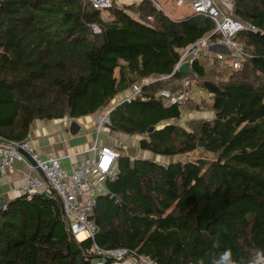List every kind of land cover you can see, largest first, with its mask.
<instances>
[{
  "label": "trees",
  "instance_id": "obj_1",
  "mask_svg": "<svg viewBox=\"0 0 264 264\" xmlns=\"http://www.w3.org/2000/svg\"><path fill=\"white\" fill-rule=\"evenodd\" d=\"M105 12L107 18L88 0H0V139L25 140L35 119L106 109L123 89L157 78L117 102L104 126L140 136L141 149L170 160L119 152L116 177L104 182L118 203L98 194L93 238L70 234L53 193L5 202L0 264H93L87 249L94 244L159 264L243 263L263 255L264 0H233L232 15L259 29L234 35L246 52L239 67L229 54H201L188 73L174 70L180 48L219 35L209 17L172 19L152 0ZM184 77L208 102L196 104L190 94L184 106L164 103L159 91L177 89ZM184 108L213 116L180 123ZM192 152L197 156L188 158Z\"/></svg>",
  "mask_w": 264,
  "mask_h": 264
},
{
  "label": "built area",
  "instance_id": "obj_2",
  "mask_svg": "<svg viewBox=\"0 0 264 264\" xmlns=\"http://www.w3.org/2000/svg\"><path fill=\"white\" fill-rule=\"evenodd\" d=\"M152 1L155 7L159 9L158 4L154 0ZM88 2L92 7L99 9L101 13L113 5L122 6V3L118 0H88ZM175 2L178 5L188 3L192 13L209 17L214 23L212 32L219 35L213 38L206 35L194 43L180 48L179 58L174 70H178L179 65L183 62H187L190 69L194 60L201 54H209L208 58L210 60L213 59V56L223 58L226 54H229L231 57L229 64L234 68L239 67L246 52L242 44L233 40L234 35L244 30L256 32L259 29L253 23L232 15L233 0H176ZM148 18L152 19L151 16H148ZM90 27L94 33L101 31L96 23H90ZM170 75L165 74L161 77ZM156 79H144L139 84H133L130 93L123 99L130 100L140 93L142 84H149ZM190 89L191 80L189 77H184L180 87L174 90L162 88L159 94L166 105L175 104L180 107L186 103ZM111 109L106 111L105 116L100 117L97 131L108 121V112ZM21 151L29 154L35 164L30 163ZM87 151H93L94 156L73 164L71 169L67 171L62 166L60 157L52 155L43 157L39 155L28 140L0 143V170H11L14 160L24 161L32 169H35L36 166L39 167L45 174L47 181L38 172L28 176L20 188L22 195L30 200L35 193L43 192L48 185L60 202L68 231L77 241L84 238H93L94 236L96 224L92 214L97 196L102 192V184L106 180H113L116 177V161L119 156V152L109 146L98 147L96 141ZM0 207H5V204ZM87 252L96 255L93 264H105L106 258L121 260L125 256L131 257L136 264H159L149 255H138L126 248L104 250L94 244L87 249ZM226 264H264V254L243 263L231 261Z\"/></svg>",
  "mask_w": 264,
  "mask_h": 264
},
{
  "label": "crops",
  "instance_id": "obj_3",
  "mask_svg": "<svg viewBox=\"0 0 264 264\" xmlns=\"http://www.w3.org/2000/svg\"><path fill=\"white\" fill-rule=\"evenodd\" d=\"M156 3L158 4L159 9L163 10L162 6L158 2ZM164 12L170 18L177 19L171 17L166 11ZM104 13L105 12H102V16L107 15ZM130 89L131 87L123 89L115 96V102L113 104L109 103L106 109H102L94 113L77 118L66 116L58 119H35L30 126L25 140H28L38 151L39 155L43 157L50 155L60 157L61 164L67 171L71 169L73 164L90 159L94 156L93 151L87 150L95 141L98 147L103 145L109 146L113 150L123 152V154L128 155L131 159H152L150 157L152 154L155 156L153 158L154 161L166 163L170 160L169 157L154 154L151 151L141 149L138 145L140 139V136L138 135L133 134L127 136L122 134L125 139H121L116 136V133L118 132L109 130L104 126V124L98 131L96 130L100 117L105 116L108 109L112 108L117 102L121 101L122 98L126 97L130 93ZM102 111L105 112L103 115L100 113ZM203 112H207V114L203 113L207 118L213 116V111L209 109H207V111L204 110ZM72 120H75L78 125L77 132L74 134H71L68 129ZM134 139L136 140V148L130 152L124 145H132L134 143ZM7 142L8 141L6 140L0 139V143ZM35 173H37L36 169H32L26 162L21 160H14L11 170H0V199L4 200V204H6L5 202L9 200L21 196L22 193L20 188L22 184L25 183L28 176ZM101 188V193L103 195L105 192H108L105 188V183L102 184ZM43 191L54 194L48 185ZM105 264H136V262L131 257L125 256L121 260L112 258L107 260L106 258Z\"/></svg>",
  "mask_w": 264,
  "mask_h": 264
},
{
  "label": "rangeland",
  "instance_id": "obj_4",
  "mask_svg": "<svg viewBox=\"0 0 264 264\" xmlns=\"http://www.w3.org/2000/svg\"><path fill=\"white\" fill-rule=\"evenodd\" d=\"M118 1L121 2L122 4H127V3H130L132 1H139V0H118ZM155 1L158 2L162 6L163 11H166L173 18H180V17H183L186 14H189L190 12H192L191 8H190V5L188 3H184L183 5H177L176 2H175L176 0H155ZM104 14H106V12ZM102 17L103 18H107V15H104ZM201 59H203V58H201ZM222 64H224L225 66H229L227 63H222ZM194 86L195 85H193V87L191 88V91H190V94H191L190 100H192L196 104H201L202 102L203 103L208 102L207 94H205L204 92L200 91L199 89H197ZM114 102H115V98L112 99V101L110 103L113 104ZM204 110L207 111V108H204V109H202L200 111L190 110L188 108H184L182 110V114H181V117L179 119V122L180 123H184L185 120H187V119H189L191 117H196V116L197 117H206V116H204V114H207V112H203ZM100 113H102V115H103L105 112L102 111ZM116 136L120 137L121 139L124 138L123 135L120 134V133H116ZM117 140H118V138H117ZM133 141H134V143L132 144L133 146L132 145H130V146L129 145H124V146H126V148L130 152L132 150H135V148H136V140L134 139ZM197 154H198L197 152L189 153L188 158L196 157ZM203 155H205V154H203ZM150 157L153 159L155 156L151 154Z\"/></svg>",
  "mask_w": 264,
  "mask_h": 264
},
{
  "label": "water",
  "instance_id": "obj_5",
  "mask_svg": "<svg viewBox=\"0 0 264 264\" xmlns=\"http://www.w3.org/2000/svg\"><path fill=\"white\" fill-rule=\"evenodd\" d=\"M178 70L181 71V72H183V73H188L190 69H189V67H188L187 62H183L182 64L179 65ZM77 127H78V125H77L76 121H75V120H72L71 123H70V125H69V128H68V129H69V132H70L71 134L76 133V132H77ZM152 129H153V126H149V128L147 129V131L150 132ZM21 152H22V151H21ZM22 153L25 154V156L27 157V159H28L33 165L35 164L34 160L31 158V156H30L29 154H27V153H25V152H22ZM157 156H158V155H157ZM35 169H36V171L41 175V177H42L45 181H47V178H46L45 174L43 173V171H42L39 167H37V166L35 167ZM51 190H52V189H51ZM52 191H53V190H52ZM104 196H106V197H110L112 200H115V201L118 203L115 194H112L111 192L108 191V192H105V193H104ZM2 205H4V200H3V199L0 200V206H2Z\"/></svg>",
  "mask_w": 264,
  "mask_h": 264
},
{
  "label": "bare ground",
  "instance_id": "obj_6",
  "mask_svg": "<svg viewBox=\"0 0 264 264\" xmlns=\"http://www.w3.org/2000/svg\"><path fill=\"white\" fill-rule=\"evenodd\" d=\"M80 236H81V234H80Z\"/></svg>",
  "mask_w": 264,
  "mask_h": 264
}]
</instances>
